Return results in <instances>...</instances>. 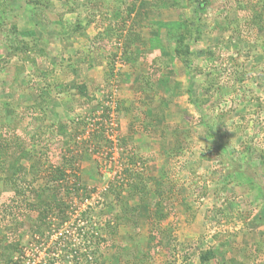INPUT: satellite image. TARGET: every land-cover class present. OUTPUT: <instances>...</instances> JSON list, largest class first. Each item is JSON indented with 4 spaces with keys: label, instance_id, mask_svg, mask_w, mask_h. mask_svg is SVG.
<instances>
[{
    "label": "rangeland",
    "instance_id": "obj_1",
    "mask_svg": "<svg viewBox=\"0 0 264 264\" xmlns=\"http://www.w3.org/2000/svg\"><path fill=\"white\" fill-rule=\"evenodd\" d=\"M0 139V264H264V0H0Z\"/></svg>",
    "mask_w": 264,
    "mask_h": 264
},
{
    "label": "trees",
    "instance_id": "obj_2",
    "mask_svg": "<svg viewBox=\"0 0 264 264\" xmlns=\"http://www.w3.org/2000/svg\"><path fill=\"white\" fill-rule=\"evenodd\" d=\"M10 142H8L7 140L6 141H4V139H0V158H2V156H3V154L4 153H9L8 152V150H7V147H9L10 146ZM6 165H7V163H11L10 161H7V160H4L3 161ZM5 165V166H6ZM10 166V165H9ZM62 175H64V174H62ZM53 179H55V180H58V177L56 176V175H54V177H53Z\"/></svg>",
    "mask_w": 264,
    "mask_h": 264
}]
</instances>
